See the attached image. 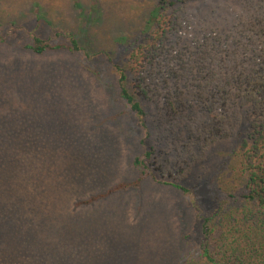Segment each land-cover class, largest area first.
<instances>
[{
    "label": "rangeland",
    "instance_id": "1",
    "mask_svg": "<svg viewBox=\"0 0 264 264\" xmlns=\"http://www.w3.org/2000/svg\"><path fill=\"white\" fill-rule=\"evenodd\" d=\"M222 1L233 3L209 0L190 16L210 18ZM156 2L0 0V264H196L214 196L229 221L227 197L245 191L233 139L176 184L148 166L133 188L76 206L134 182V159L153 145L154 111L144 106L146 126L125 114L117 67L129 69ZM34 36L74 39L79 51L35 55L24 48Z\"/></svg>",
    "mask_w": 264,
    "mask_h": 264
},
{
    "label": "trees",
    "instance_id": "2",
    "mask_svg": "<svg viewBox=\"0 0 264 264\" xmlns=\"http://www.w3.org/2000/svg\"><path fill=\"white\" fill-rule=\"evenodd\" d=\"M208 1L157 0L145 36L131 48L129 69L117 67L125 114H134L146 126L144 106L154 111L153 145L144 159H134V182L116 184L76 206L133 188L147 176L148 166L176 184L213 146L233 139L245 191L227 197L235 207L226 222L225 202L211 199L216 214L206 220L212 226L205 225L196 264H264V0L222 1L210 18L190 16L194 5ZM24 48L39 56L79 51L74 39L64 45L38 36ZM82 65L100 75L88 62ZM127 75H132L131 92Z\"/></svg>",
    "mask_w": 264,
    "mask_h": 264
}]
</instances>
